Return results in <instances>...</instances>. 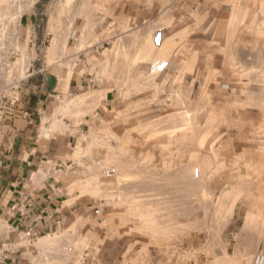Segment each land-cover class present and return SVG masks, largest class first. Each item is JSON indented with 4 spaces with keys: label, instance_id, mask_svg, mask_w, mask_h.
Listing matches in <instances>:
<instances>
[{
    "label": "rangeland",
    "instance_id": "rangeland-1",
    "mask_svg": "<svg viewBox=\"0 0 264 264\" xmlns=\"http://www.w3.org/2000/svg\"><path fill=\"white\" fill-rule=\"evenodd\" d=\"M82 1L91 0H0V102L35 65L73 62L69 36L79 12L106 16L111 40L96 55L97 76L124 87L121 119L81 138L69 174L87 223L51 244H94L100 226L118 221L141 240L114 244L116 264H253L264 250V0L73 8ZM34 4L41 27L48 21L41 40L35 29L26 39L19 26ZM159 28L165 39L154 48ZM165 61L178 71L171 83L165 71L150 72Z\"/></svg>",
    "mask_w": 264,
    "mask_h": 264
},
{
    "label": "crops",
    "instance_id": "crops-1",
    "mask_svg": "<svg viewBox=\"0 0 264 264\" xmlns=\"http://www.w3.org/2000/svg\"><path fill=\"white\" fill-rule=\"evenodd\" d=\"M34 5L22 14L19 26L26 39L35 29L41 40L48 34V21L42 28L38 23L42 8ZM73 8L101 10L109 4L91 0L77 2ZM105 18L98 11L76 13L69 36L68 55L73 62L35 65L39 69L0 102V264H116L120 261L114 244L141 240L132 232L130 237L118 221H107L100 226L103 237L99 242L83 247L51 244L57 233L70 231L82 221L87 223L76 180L69 176L82 151L79 141L109 132L121 119V106L127 103L120 100L124 87L97 76L96 55L111 40ZM177 72L168 63L164 72L168 83ZM136 119L141 122L140 113ZM90 226L92 235L95 226ZM30 230L35 234L32 238L26 235Z\"/></svg>",
    "mask_w": 264,
    "mask_h": 264
},
{
    "label": "built area",
    "instance_id": "built-area-1",
    "mask_svg": "<svg viewBox=\"0 0 264 264\" xmlns=\"http://www.w3.org/2000/svg\"><path fill=\"white\" fill-rule=\"evenodd\" d=\"M152 45L154 48H161L164 42V29L159 28L155 30L153 36H152ZM168 66V62H156L154 65L151 66V71L152 73H163ZM197 174V173H196ZM95 215L100 214L99 209H95L93 211ZM26 235L30 238L34 237L35 234L31 230L26 233ZM253 264H264V250L258 251L254 254L253 256Z\"/></svg>",
    "mask_w": 264,
    "mask_h": 264
},
{
    "label": "water",
    "instance_id": "water-1",
    "mask_svg": "<svg viewBox=\"0 0 264 264\" xmlns=\"http://www.w3.org/2000/svg\"><path fill=\"white\" fill-rule=\"evenodd\" d=\"M49 80H51V77H49Z\"/></svg>",
    "mask_w": 264,
    "mask_h": 264
}]
</instances>
